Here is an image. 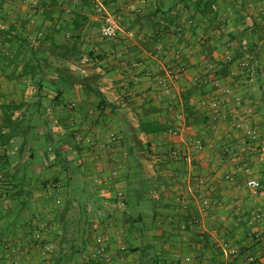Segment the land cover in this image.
I'll use <instances>...</instances> for the list:
<instances>
[{"label":"crops","instance_id":"1","mask_svg":"<svg viewBox=\"0 0 264 264\" xmlns=\"http://www.w3.org/2000/svg\"><path fill=\"white\" fill-rule=\"evenodd\" d=\"M33 1L0 0L4 8L0 16V128L1 145L7 151L0 169L7 167L15 187L2 202L0 239L22 240L33 204L37 200L52 204L45 199V187L64 180V206L55 209L59 228L52 236L57 249L54 264H83V254L93 240L92 224L102 209L113 207L95 193L93 180L78 167L82 150L76 135L83 124L89 127V134L98 132L102 139L99 132L122 136L118 161L124 166L128 189V210L122 216L128 252L117 254L115 264H166L174 247L180 248L181 264H232L223 244L243 249L257 233L264 238V220L250 225L242 210L245 205L264 209L261 0H40L38 9L32 10ZM97 3L117 16L122 28L116 40L103 38ZM159 11L170 17L172 27L184 26L183 41L153 21ZM155 33L165 45L159 55L157 45L149 43ZM204 35L211 36V41L191 49L190 40ZM228 40L236 42L238 56L248 53L259 66L242 84L232 80L224 65ZM178 48L183 49L188 64L186 74L174 83L186 114L182 122L175 121L168 97L156 88L153 78L166 75ZM110 56L113 65L106 64ZM138 60L152 62L153 76L143 81L150 90L141 95L148 100L144 103L131 93L132 66ZM209 61L216 64L214 71L206 69ZM216 78L223 89L215 94L209 85L198 86L201 79ZM182 87L184 91H180ZM212 97L224 105L217 120L203 107ZM235 118L245 119L261 131L255 150L231 127ZM147 120L159 122L166 130L174 123L180 135H167L166 130L143 134L140 125ZM200 136L205 144L202 152L190 141ZM140 144L152 145L157 164L154 155L149 156L148 166L133 160L131 149L142 148ZM173 146L183 151V161L169 158ZM227 147L239 149L240 161L254 166L263 181L258 195L243 185L242 170L240 183L225 180L234 166L233 157L225 153ZM63 158L71 163V170L58 165ZM205 173L216 176V196L210 206L194 185L195 177ZM183 192L189 193L184 205L176 200ZM73 222L79 224L77 233L69 229ZM17 225L23 226L14 231ZM70 239L75 241L68 242ZM256 249L258 264H264V239L257 242ZM186 256L193 260L185 262ZM37 262L38 255L33 264Z\"/></svg>","mask_w":264,"mask_h":264},{"label":"built area","instance_id":"2","mask_svg":"<svg viewBox=\"0 0 264 264\" xmlns=\"http://www.w3.org/2000/svg\"><path fill=\"white\" fill-rule=\"evenodd\" d=\"M140 3H145L146 0H138ZM40 0H34L31 7L32 10L38 9ZM258 10L264 13V0L258 5ZM96 12L103 21L102 36L106 40H116L121 32V24L114 14L107 11L102 3H97ZM4 13V8L0 5V16ZM33 20V12L30 14ZM165 31H172L179 41H183L186 37L185 28L179 24L172 27L170 17L164 12H157L152 17ZM225 32V29L221 30ZM211 41V36L204 35L190 40L191 49H197L204 44ZM1 47V43H0ZM165 49L162 41H159L156 47V52L159 55ZM245 53V52H244ZM172 63L170 64L166 75L153 77L156 88L168 97L169 109L175 115V121L182 122L185 120L186 114L184 111L183 101L175 89V81L180 80L182 76L188 71V64L185 60V53L182 48L173 51ZM107 65L114 64V57L110 56L106 59ZM224 65L229 69V75L237 84H242L249 76L258 72V64L254 61L251 55L245 53L243 56H238L237 45L234 40H228L225 45ZM216 64L209 61L206 63L208 71H214ZM153 76L151 60L136 61L132 66L131 77V93L139 96V99L144 103L148 100L141 96L149 93L150 90L144 87L143 81L146 78ZM198 86L203 87L209 85L211 93L215 94L223 89L220 79L205 80L201 79ZM181 88L180 91H184ZM238 101L240 98H236ZM203 107L214 115V120L222 116L224 112V105L216 98L207 99L203 103ZM231 127L239 130L243 138L249 144L251 151L257 148V144L262 138L261 131L245 119L235 118ZM80 131L76 135V140L81 142V153L78 160V167L87 172V175L94 183V191L100 196H103L106 203L112 204L111 209H102L103 213L98 215L96 221L92 224L93 240L88 252L83 254V264H93L98 262L100 264H115L117 254L125 255L128 252V240L124 239L125 227L122 216L128 210V189L123 180V164L118 161L120 157V149L122 143V136L114 132H106V135L99 132L102 136L89 134V127L83 124ZM166 134L177 137L180 135V130L174 123H170ZM2 130L0 128V164L6 160L7 151L1 145ZM195 149L202 152L205 149L204 139L200 136L191 138ZM225 153L233 157L234 166L224 176L225 180L234 183H240L239 170L243 172V185L253 195H258L263 189L262 179L256 175L254 166L246 161H240L242 153L237 148L225 149ZM154 154H152L153 156ZM169 158L174 161H183L185 155L183 151L173 146L169 149ZM155 163L159 162V158L154 155ZM118 161V162H117ZM117 164H120L118 166ZM7 167L0 169V223L3 221L2 202L6 200L10 193L15 189L13 182L10 180ZM195 189L198 196L204 199L206 204L210 203L216 196V176L212 173H205L198 175L194 179ZM67 191L66 182L64 180L52 181L45 187L44 193L46 200H51L52 204L44 200H37L33 204L31 221L25 222L27 225L25 231L27 232L22 240L0 239V264H33L38 255L37 264H54L57 257V249L52 236L57 232L59 225L56 221L57 208L64 206V193ZM189 196L184 192L179 194L177 201L180 204H185ZM215 205L222 207V202H215ZM106 210V211H105ZM246 214L250 225L259 224L264 220V209L245 205L242 208ZM116 216V217H115ZM114 217V218H112ZM17 225L14 231L18 227ZM182 229H187L186 225H182ZM264 239L259 233L249 241L246 248L240 249L223 244L224 253L232 258V264H258L260 257L256 249L257 242ZM164 242H169V238H165ZM115 246L116 250H114ZM166 264H181L180 248L174 247L173 255L167 258ZM193 258L186 256L184 261L191 262ZM222 264V263H216Z\"/></svg>","mask_w":264,"mask_h":264},{"label":"trees","instance_id":"3","mask_svg":"<svg viewBox=\"0 0 264 264\" xmlns=\"http://www.w3.org/2000/svg\"><path fill=\"white\" fill-rule=\"evenodd\" d=\"M160 38L158 33L154 34V37L152 38L151 41H149V43H151L153 46L157 45L159 42ZM166 130V127L161 125L159 122L157 121H153V120H147L141 123L140 125V132L143 134H147V135H153L155 133H160V132H164ZM58 165L64 169V170H71V163H69V161L66 158H63L59 161ZM11 226L15 224V222L10 223ZM11 226L9 228H11ZM15 226V225H14Z\"/></svg>","mask_w":264,"mask_h":264},{"label":"rangeland","instance_id":"4","mask_svg":"<svg viewBox=\"0 0 264 264\" xmlns=\"http://www.w3.org/2000/svg\"><path fill=\"white\" fill-rule=\"evenodd\" d=\"M139 146L142 147V148L136 149V148H134L135 146L132 147V149H131L132 151H131L130 154L132 155V153H133V155H132L133 156V160H136L137 162L141 161L142 164H145L146 166H148V164L150 163L149 162L150 161L149 156L152 155V154L155 155V153H153V150H152V145L151 144L150 145H142V144H140ZM69 229L71 230V232L72 231L76 232L79 229V224H77V223L75 224V222H73V223H71V228H69ZM71 241H75V240L70 239L68 242H71Z\"/></svg>","mask_w":264,"mask_h":264}]
</instances>
